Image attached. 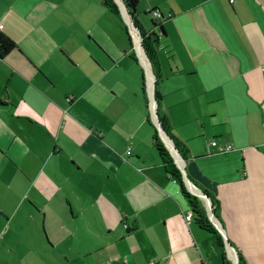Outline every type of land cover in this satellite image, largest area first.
I'll use <instances>...</instances> for the list:
<instances>
[{"label":"crops","instance_id":"0c3cea01","mask_svg":"<svg viewBox=\"0 0 264 264\" xmlns=\"http://www.w3.org/2000/svg\"><path fill=\"white\" fill-rule=\"evenodd\" d=\"M113 1L119 15L104 0H0L18 48L0 58V264H223V250L264 264V0L136 6L159 110L191 185L219 203L223 249L151 144L147 58Z\"/></svg>","mask_w":264,"mask_h":264},{"label":"trees","instance_id":"16d2710c","mask_svg":"<svg viewBox=\"0 0 264 264\" xmlns=\"http://www.w3.org/2000/svg\"><path fill=\"white\" fill-rule=\"evenodd\" d=\"M120 5H122L135 29L137 36L140 38V45L142 48L145 57L149 62V67L152 75V84H153V96L155 100V110H156V117L159 122L160 128L163 133L167 135L170 139L172 146L177 150L183 160L186 159L187 155V147L184 143L177 141L175 138L172 137L170 134V127L167 120V117L159 112V103H160V93L158 92V86L162 82V72L160 69V64L158 61L157 53H156V39L154 33L146 32L142 29L141 25L137 21L135 14H136V6L138 4V0H118ZM107 8L115 14L119 15L118 6L115 4L113 0H104ZM153 26H158L163 33V29L161 23H155L152 21ZM13 50H18L17 45L14 41H12L8 36L4 35L0 31V58L7 55L9 52ZM133 59L137 60L134 55L132 54ZM142 93L144 95L145 100L147 101L148 98L146 96V86L142 81ZM148 122L151 124L149 117L147 118ZM153 135L151 139V144L154 146L158 157L160 159L161 165L164 169V172L172 179H174L183 194V196L187 199L192 211L194 213L195 222L200 226V228L212 233L215 235L216 240L222 249L224 248V243H222L220 231L215 223L212 222V219H216L219 221V203L217 199L208 191L200 189V194L195 195L188 191L185 187L183 182V177L186 175L178 168L174 161L173 154L168 149L166 143L164 142L163 138L159 135L157 128L153 125ZM187 178V177H186ZM188 179V178H187ZM190 180V179H188ZM229 254L228 252H222V262L223 264H230L229 261ZM236 262L237 264H245L243 259L240 256L236 255Z\"/></svg>","mask_w":264,"mask_h":264},{"label":"built area","instance_id":"2783aa9c","mask_svg":"<svg viewBox=\"0 0 264 264\" xmlns=\"http://www.w3.org/2000/svg\"><path fill=\"white\" fill-rule=\"evenodd\" d=\"M231 1V0H230ZM123 10H124V13H125V18H124V20H125V22H126V24H127V26L130 28V31H132V30H135L134 29V26H133V23H132V21H131V19H130V17H129V15L128 14H126L127 12H125V8L123 7L122 8ZM150 14H151V17H152V19L153 20H156V21H160V20H163L165 17L160 13V11H158V10H153V11H151L150 12ZM2 28V26L0 25V29ZM132 37L134 38V44L137 46V47H139L140 45V38H138V37H135V35H132ZM145 60V59H144ZM145 63V64H144ZM143 67H144V74H145V86H146V89L148 90V107H149V110L151 111V113H152V116L154 117V119H155V124L157 125L158 124V121H157V118H156V114H155V100H154V96H153V84H152V94H150L149 93V89H148V72L150 71V67H149V62H148V60L146 59L144 62H143ZM147 69H149V71H147ZM261 70L262 71H264V67H262L261 68ZM150 73H151V71H150ZM152 103L154 104V110L152 111ZM158 126V125H157ZM167 143V142H166ZM211 146H213V147H216V149H217V152H219V153H228V152H230L231 151V147L230 146H228V145H218L215 141H211ZM167 145V144H166ZM167 147H168V149L170 150V152L172 153V151H171V149L169 148V146L167 145ZM174 150V149H173ZM175 151V150H174ZM176 152V151H175ZM127 154H129L130 153V151L128 150L127 152H126ZM173 154V153H172ZM176 154L178 155V157L181 159V161H182V163H183V160H182V158H181V156H180V154L178 153V152H176ZM173 157H174V155H173ZM174 161H175V163H176V165L178 166V168L184 173V167H183V164H179V163H177L176 162V159H175V157H174ZM183 182H184V185H185V187L188 189V191H190L191 193H193V194H195V195H199L200 194V190L199 189H196V188H194L192 185H191V183H189V181L187 180V178L184 176L183 177ZM192 186L196 191H198V193H195L194 191H192L191 189H190V187L189 186ZM213 220V222L217 225V227H218V230L220 229V225H219V223H218V221L216 220V219H212ZM124 227H126V225H124ZM148 264H155L154 262H150V263H148ZM234 264H236V259H235V257H234Z\"/></svg>","mask_w":264,"mask_h":264},{"label":"rangeland","instance_id":"374dc122","mask_svg":"<svg viewBox=\"0 0 264 264\" xmlns=\"http://www.w3.org/2000/svg\"><path fill=\"white\" fill-rule=\"evenodd\" d=\"M123 19H124V18L122 17V20H123ZM140 22L142 23V26H143L144 30H148V29H150V27H151V23H150V17H148V15L142 17V18L140 19ZM124 24H125L126 30H127V31H130V28L127 26L125 20H124ZM142 69H143V68H142ZM143 71H144V69H143ZM136 75H137V74H136ZM138 75H140V71H139V69H138ZM139 78H140V77H139ZM139 78H138V80H139ZM146 96H147V98H148V90H147V89H146ZM144 109H145V106H144ZM145 112H146V116L148 115V117H149V119H150V121H151V124L156 128L155 119H154V117L152 116L151 111H150V110H148V111L146 110ZM159 112H160V110H159ZM157 131H158V129H157Z\"/></svg>","mask_w":264,"mask_h":264},{"label":"bare ground","instance_id":"6f19581e","mask_svg":"<svg viewBox=\"0 0 264 264\" xmlns=\"http://www.w3.org/2000/svg\"><path fill=\"white\" fill-rule=\"evenodd\" d=\"M142 60L145 61L144 58ZM147 71H149V69H147ZM148 89H149V93L152 94V75H151L150 71L148 72ZM153 110H154V104L152 103V111ZM164 139L166 140V138H164ZM167 145L171 149V151H172V153H173V155H174V157L176 159V162L179 163V164H183L182 161H181V159L178 157V155L176 154V152L173 150L170 141H167ZM189 187H190V189L192 191H194L195 193H198V191H196L191 185Z\"/></svg>","mask_w":264,"mask_h":264},{"label":"water","instance_id":"95a60500","mask_svg":"<svg viewBox=\"0 0 264 264\" xmlns=\"http://www.w3.org/2000/svg\"><path fill=\"white\" fill-rule=\"evenodd\" d=\"M155 114H156V110H155ZM156 116V115H155ZM157 118V117H156ZM158 121V120H157ZM158 125V126H157ZM156 125V128L158 129V133H159V135L163 138V140H164V142L166 143L167 141H170V139L167 137V135L165 134V133H163L162 132V130H161V128H160V125H159V122H158V124ZM164 138H166V140L164 139ZM170 143H171V141H170ZM167 144V143H166ZM172 145V144H171ZM172 148L177 152V150L172 146ZM183 160V159H182ZM184 161V160H183ZM188 180V179H187ZM189 181V180H188ZM189 183H191L190 181H189ZM219 231L220 232H222V228L220 227V229H219ZM226 242V241H225ZM236 264H237V262H236Z\"/></svg>","mask_w":264,"mask_h":264},{"label":"flooded vegetation","instance_id":"af4514ba","mask_svg":"<svg viewBox=\"0 0 264 264\" xmlns=\"http://www.w3.org/2000/svg\"><path fill=\"white\" fill-rule=\"evenodd\" d=\"M156 21V20H155ZM149 33H153V32H149ZM140 45V44H139ZM141 48V45L139 46ZM142 49V48H141Z\"/></svg>","mask_w":264,"mask_h":264}]
</instances>
